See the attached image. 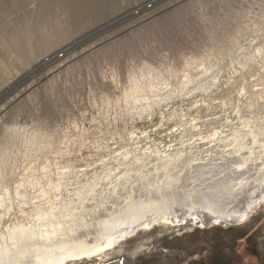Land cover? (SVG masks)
Segmentation results:
<instances>
[{
	"label": "rangeland",
	"instance_id": "obj_1",
	"mask_svg": "<svg viewBox=\"0 0 264 264\" xmlns=\"http://www.w3.org/2000/svg\"><path fill=\"white\" fill-rule=\"evenodd\" d=\"M261 25L264 0H0V197L13 193L28 171H57L54 155L81 152L85 160L77 166L89 159L99 164L109 152L162 151L195 116L230 115L241 90L264 87ZM201 57L222 67H214L201 89L180 95L176 74ZM146 69L163 73L162 84L174 93L153 111L133 113L123 108L122 93L129 76ZM203 129L194 138L188 132L189 143ZM43 151L46 158L36 156ZM10 199V208L8 200L0 208L2 229L20 217L22 203ZM247 219L207 226L243 228L264 245V204ZM177 227L155 225L116 245Z\"/></svg>",
	"mask_w": 264,
	"mask_h": 264
},
{
	"label": "bare ground",
	"instance_id": "obj_2",
	"mask_svg": "<svg viewBox=\"0 0 264 264\" xmlns=\"http://www.w3.org/2000/svg\"><path fill=\"white\" fill-rule=\"evenodd\" d=\"M243 64H247V62ZM220 66L210 60L208 61L206 57L197 59L194 63L187 66L183 72L176 74V83L179 90L181 92L186 91L185 93H192V90L196 91L194 89H201V85H203L201 83L204 79L209 74L217 72L213 70L214 67L219 69L218 67ZM152 71L153 69H146L138 75L129 76L128 84L122 93V99L125 102V107L123 108L127 109V106L131 112L141 114L144 110H152L153 105H160L164 98L168 97L172 92L174 93L172 88H166L168 83L162 84L163 80H165L163 73L154 74ZM262 71V73H258L260 80L264 78V69ZM217 74H215V77ZM197 77H199V80H197ZM256 80L258 81V78ZM260 84H256V86ZM241 89L243 88L241 87ZM237 96L239 98L236 99L235 104L233 102L234 107H232L234 110H232L230 115L221 118L218 114H213L215 117H220L221 119L219 120L210 117L200 120L199 115L197 119L195 116L192 118L196 122L195 124L191 122L186 127L185 123L186 126L183 125L179 132L176 131L177 133H173L170 136L177 142L168 145L165 150L155 149L154 151H148L147 154L144 152L147 150L144 149L141 153L133 152L134 150L132 149V151L123 149L124 151L119 152V157L112 155L111 160L108 159V156L113 152L110 153L108 151V154H103L102 156L107 163L101 165L100 161H97L99 164H96V168H93L92 164L88 163L90 159L86 160L87 163L84 162L83 165L76 166L77 162L85 160L81 152L78 154L75 152L77 155L74 156L54 155L55 164L57 165L55 167H58L57 171L52 172L49 170V174L42 171L41 176H39V172H35L33 169L30 173L28 171V173L22 174L14 188V192L10 193L5 190L8 193L0 197V208L4 206L2 203L7 200L8 206H11L9 204L10 198H16V200L14 199L15 202L20 200L19 204L20 202L22 203L20 206L18 205L20 217L16 218L12 224L6 223L8 226H4V229L0 227V264H42L45 259H59L65 253L70 252L72 248L79 249L82 252L95 251L101 241L107 243V239L117 233L125 239L133 237V234L140 230L149 231L155 225L181 226L188 220H192V217L186 214V209L180 207V201L176 199L177 193L175 189L181 187L188 190L195 188L197 191L208 195L214 193L222 194L224 200L221 201L219 206L212 205L210 202L206 203L205 206L209 208V212H214L215 219H219L221 222L230 224L246 222L245 220H248L250 212L255 211L262 203L264 204V198H261L259 193L253 197L251 192L247 196L239 194V198H235L237 193L230 192L229 186L237 187L239 181L234 184L231 175L217 161L224 158L223 149L225 148L231 151H239L243 148L247 150L248 156L254 155L257 161L260 160L259 153H253L251 145L239 139L229 140V136L238 138L246 130L254 131L256 134L264 131L261 127L264 125V87L260 86L255 90L246 91L243 97L241 95ZM226 103L228 102L223 101L221 105L224 106ZM204 107L202 106V108ZM209 107H205L204 110H210L208 109ZM204 110H201V112ZM207 113L209 112L207 111ZM202 128H205V130L208 128V130L205 131L203 129V132L205 131L203 134L198 132L200 133L197 134V136H200L198 138L199 141L194 142L196 140L194 139L192 142L191 139L192 143H189L190 141L187 139L188 132L192 134V132L195 133ZM210 135L217 137L215 146L209 140ZM233 145L236 146L234 149ZM45 149L47 150L48 148ZM43 152L36 156L45 155L46 158V153ZM149 153L153 154L150 159H148ZM182 153L185 154V158L180 163L169 160V156H178ZM99 154L101 155L102 153ZM95 155L98 157V154ZM125 155L128 156L127 160L124 159ZM102 157L100 158L99 156V159L104 160ZM136 159H140L142 163L136 165ZM144 159H148L147 164L143 163ZM192 160H200L202 162L192 164ZM185 165L189 166L186 167ZM64 168H68L69 172L65 173ZM117 169H120L119 175L125 177L121 182L111 180L108 175L116 172ZM255 171L259 172L260 169L257 168ZM137 172H139V175H137ZM38 177H47V179L38 180V183L42 184L45 190H48L49 182L62 189L61 199L55 201L54 208L65 209V211L61 214L53 208H49L50 215L47 221H37L35 219V216L40 214L37 209L43 211L44 202L36 205L32 204V200H35L36 196L31 193V187L28 188L27 194L23 188L19 191L17 190L19 184L23 183L28 186L32 179ZM261 179H264V177H261ZM57 180L64 181V184L57 185ZM68 180L72 181L71 185H68ZM250 180L254 188L260 187L259 184H256L255 178H250ZM93 181L99 183L101 187L94 190L92 197H86L81 193V202L71 201L72 210L68 211L66 208L68 201L65 199L67 192L63 191V189L67 187L69 191L76 193L81 188L87 190L90 187V182ZM176 181L180 183L176 184ZM108 183H112L111 188L107 187ZM113 192H115V195H112ZM228 197L232 198L229 199ZM52 199L55 200V197ZM251 199H256L257 203L250 208ZM87 200H91L92 203H88ZM7 204L5 203V205ZM25 204L28 205L27 208L23 207ZM189 207H191L190 203ZM97 208L101 210L94 211ZM11 209L13 208L11 207ZM1 213L0 220H2ZM6 215L5 212V217ZM204 215L205 218L199 219L200 222H206L207 225L215 223L213 216ZM64 216L69 218L65 219ZM11 220L14 219L12 218ZM178 220L179 222L177 223ZM166 221L167 223H165ZM145 223L149 224L147 229L144 228ZM41 235L44 236L43 240L40 239ZM61 249H63V252ZM108 250L98 255L95 259L105 258ZM66 264H80V262L66 261Z\"/></svg>",
	"mask_w": 264,
	"mask_h": 264
},
{
	"label": "snow or ice",
	"instance_id": "obj_3",
	"mask_svg": "<svg viewBox=\"0 0 264 264\" xmlns=\"http://www.w3.org/2000/svg\"><path fill=\"white\" fill-rule=\"evenodd\" d=\"M262 30H264V25H261ZM255 42V41H254ZM258 55H264V48H261L260 53H257ZM197 80H199V77H197ZM227 87V86H226ZM180 95H184L183 92L180 93ZM241 97L245 95V92L243 90L240 91ZM166 115V113H165ZM127 117H125L126 119ZM196 122L193 121V124ZM151 127V125H149ZM168 127H171V125H168ZM262 129H264V125L261 126ZM11 131V130H10ZM173 131H176V129H173ZM232 139H239L242 140L244 143L249 144L252 146L253 153H259L260 160L257 161L255 159V156H248L247 150L241 148L239 151H231L227 148L223 149L224 151V158L222 160L217 161V163L221 164L223 169L228 172L231 175V178L233 179V183L235 184L236 181H239V185L237 187L229 186V191L233 193H237L235 198H239V194H243L247 196L249 192H251L252 196L255 197L257 193H259V196L261 198H264V179H261V177H264V131H262L260 134H256L254 131H245V133L241 134L238 138L229 136V140ZM209 140L213 142V146H215V142L217 141V137L215 135H210ZM206 143V142H205ZM236 146L233 145V149ZM112 155H115L119 157L120 153L119 151L115 153H111L108 156V159L111 160ZM151 155H148V159L151 158ZM158 155V154H156ZM231 157V158H230ZM99 158V157H98ZM185 154L182 153L178 156H169V160L174 161L175 163H180L182 160H184ZM125 160L128 159V156L125 155ZM148 159H144L143 163L147 164ZM243 161V162H241ZM37 163H39V159L36 160ZM200 160H192V164H198L201 163ZM89 163L92 164L93 168H96V164L93 161H89ZM107 161L100 160L101 165H105ZM142 161L140 159L135 160V164L139 165ZM159 163V161H158ZM131 166V165H130ZM188 167L189 165H185ZM259 168L260 171L256 172L255 169ZM65 173L69 172L68 168L63 169ZM45 173L48 172V168L45 167L42 169ZM120 169H117L114 173H109V178L111 180H114L116 182H121L125 179L124 176L119 175ZM81 174L83 175V172L81 171ZM183 174V173H182ZM137 175H139V172H137ZM250 178H255L256 184H259V188H254V186L251 184ZM47 179V177H38L36 179H32L30 181V185L26 186L25 184L21 183L17 186V190L19 191L21 188L25 190V193H28V188L31 187V193L36 196L35 200H32V204L36 205L40 202L43 203V211H40V209H37V211L40 213L35 216V219L37 221H47L50 213L48 211L49 208H53L54 210L60 212L61 214L64 213L65 209H57L54 208L55 201H59L61 199L62 195V189L61 187H58L51 182L48 184V190H45L43 188V185L38 183V180ZM68 185L72 184L71 180L67 181ZM176 184H179V181L175 182ZM57 185L64 184V181L57 180ZM101 185L96 182H90V187L86 189H78L76 193H73L72 191H69L67 187L63 189V191L67 192V196L65 197L66 201L68 203L66 204V208L68 211L72 210L71 201L76 200L77 202H81L80 194L83 193L86 197H92L94 195V190L99 189ZM107 187L111 188L112 183H108ZM39 189V191H37ZM175 192L177 193L176 199L180 201V207L186 209V214L190 217H192L193 220L199 221V219H204L205 215H211L213 216L215 223L219 224L221 221L219 219H215V213L209 212V208L206 205L207 202H210L212 205L219 206L222 200H224V196L220 193H214L212 195H208L206 193H201L197 191L195 188L192 190H188L186 188H176ZM112 195H115V192L112 193ZM55 197V200L52 198ZM231 199L232 197H228ZM88 203H92L91 200H87ZM189 203L191 204V207H189ZM257 203L256 199H251L249 203V207L251 208L253 205ZM24 208H27L28 205L25 204L23 206ZM101 209L97 208L94 209V211H100ZM179 216V213H178ZM65 219H68V216H64ZM179 220L177 221V223ZM167 223V221L165 222ZM186 226V225H185ZM207 226V223H201L199 224V227L204 228ZM149 227L148 223L144 224V228L147 229ZM40 239L43 240L44 236L41 235ZM121 241H124V237L120 236L119 233H117L114 236H110L107 239V243H104L101 241L99 245L96 247L95 251H81L76 248H72V250L68 253H65L62 255L59 259L52 260V259H45L42 261V264H66V261H79L80 264H94L95 258L106 252L108 249H113L114 245L120 243ZM63 252V249H61ZM109 264H111V261H109ZM123 264H127V260L123 261Z\"/></svg>",
	"mask_w": 264,
	"mask_h": 264
},
{
	"label": "flooded vegetation",
	"instance_id": "obj_4",
	"mask_svg": "<svg viewBox=\"0 0 264 264\" xmlns=\"http://www.w3.org/2000/svg\"><path fill=\"white\" fill-rule=\"evenodd\" d=\"M219 227L185 223L149 240L116 245L94 264H264V245L254 232Z\"/></svg>",
	"mask_w": 264,
	"mask_h": 264
}]
</instances>
